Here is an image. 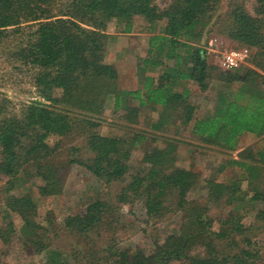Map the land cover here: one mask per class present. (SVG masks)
<instances>
[{
  "label": "trees",
  "instance_id": "trees-1",
  "mask_svg": "<svg viewBox=\"0 0 264 264\" xmlns=\"http://www.w3.org/2000/svg\"><path fill=\"white\" fill-rule=\"evenodd\" d=\"M221 2L174 0L161 8L156 0H0V39L8 29H33L30 38L20 46L18 59L38 69L35 85L49 102L32 100L20 113H10L9 100L0 101V176L8 177L3 192L5 204L9 213L22 216V229L31 236L38 252L48 249L39 238L42 226L36 221L38 205L29 192L21 196L9 192L15 189L18 175L27 167H34L44 181L37 187L39 194L48 196L61 191V167L56 156L62 142L58 138L51 144V136H82L92 157L88 161H73L106 183L124 180L134 146L146 137L135 134L126 139L100 132L101 119L95 115L103 114L110 97L114 110L126 111L121 118L137 122L140 108L150 104L160 112L154 128L176 130L189 126L195 119L190 83L196 82L201 90H206L214 78L222 86L218 102L211 113L194 120V135L228 148H236L239 136L245 132L264 135V0H257L256 15L243 4L233 5L219 24L223 35L257 49L253 67L246 72L213 66L207 50L198 45L203 28ZM138 17L148 23L147 32L152 34L149 56L138 63L142 87L122 90L117 67L105 61L108 27L115 21L121 31L130 33L135 30ZM163 57L172 59L173 66L162 69ZM135 100L138 106L132 105ZM176 146L175 140L169 139L165 147L147 152V171L137 173L126 183L119 198L125 202L144 198L146 212L153 218L181 213L178 229L163 242L158 241L150 252L109 246L104 264H258L260 250L241 247L235 240L237 235H243L248 246L253 244L246 235L250 227L242 223L241 212L231 213L215 229L207 206L190 198L199 173L175 164ZM258 154L261 166L234 161L246 171L237 181L207 180V200L219 201L227 193L231 200L247 198L246 193L237 195L239 184L249 178L254 190L250 199L264 202V189L257 182L264 169L263 148ZM252 176L255 178L251 179ZM110 207L109 202L96 199L67 216L65 227L86 235L104 223ZM256 217L264 221V208ZM14 232L13 222L0 224L3 243L10 242ZM198 245L204 248L203 255L193 253ZM60 257L59 252L49 251V260L62 264Z\"/></svg>",
  "mask_w": 264,
  "mask_h": 264
},
{
  "label": "rangeland",
  "instance_id": "rangeland-1",
  "mask_svg": "<svg viewBox=\"0 0 264 264\" xmlns=\"http://www.w3.org/2000/svg\"><path fill=\"white\" fill-rule=\"evenodd\" d=\"M60 1L66 2L67 0ZM173 1L156 0L161 8L168 7ZM237 3L243 4L247 11L256 15L255 9L259 6L257 0H222L218 10L212 14L203 28V36L198 45L207 50L209 41L214 38V42L222 51L219 53L220 57L223 52L241 49L247 58L246 64L240 71L246 72L253 67V57L257 49L242 45L219 31L221 20ZM147 26L148 23L138 17L135 30L125 33L121 31L122 27L118 28L115 21L111 22L108 27L110 38L105 61L111 63L116 54L123 55L124 51H131L130 56L135 55L136 60L142 63L149 56V37L152 36L147 32ZM32 30L30 27L21 30L8 29L5 32L6 36L0 39V101L1 99L9 100L7 105L10 113H20L22 108L32 100H41L49 104L35 85V75L38 69L18 59V50L30 38ZM139 33L143 34L139 35ZM191 44L195 45L196 42H191ZM217 59L219 60L216 55L211 56L213 66L225 70L219 65ZM124 60L122 62L124 66L130 67L129 60L127 58ZM162 60L164 64L162 69L173 66L172 59L163 57ZM152 74L158 77L157 72ZM136 77L142 84L140 79L142 76L138 71ZM121 78L119 79L120 85L125 86L124 88L132 87L135 83L128 69ZM131 81H133L132 84ZM190 86L192 88L190 101L196 107L195 119L211 113L218 102V95L222 88L221 82L213 78L206 90H201L196 82L190 83ZM132 105L138 106V100L133 101ZM125 112L122 108L114 110L113 98L110 97L103 114L95 115L96 118L101 119L99 129L102 134L121 136L126 139L133 138L135 134L146 137L140 144L134 146L128 162L129 170L124 180L106 183L97 178L84 165L73 161L76 159L88 161L92 157L85 140L78 134L69 138L58 136L49 138L51 144H55L58 138H61L60 142H62L56 156V160L60 162L62 175V186L59 193L48 196L39 194L37 187L44 181L37 175L34 167H27L18 175L16 187L9 194L21 196L29 192L33 196L38 205L36 221L42 226L39 238L43 244L48 246L47 250L38 252L37 245L30 241L31 236L22 229L24 225L22 216L13 211L9 213L5 204V194H3L7 187L8 177L0 176V224L5 226L13 222L15 227L10 242L3 243L0 240V264H58L49 260V251L59 252L61 256L59 261H62V264H104L105 250L109 246L150 252L158 241L163 242L170 233L178 229L182 222L181 213H170L161 219L153 218L146 212L144 198L125 202L120 200L119 194L126 183L132 180L137 173L143 174L147 171L149 166L144 161L145 154L155 147H165L169 139L175 140L177 145L174 154L175 164L199 173V180L191 189L190 198L207 206V214L214 219L215 229L219 228L221 222L231 213L241 212L242 223L245 227H250L246 235L250 236L253 244L248 246L243 240V235H237L235 240L241 247L259 249L261 258L258 264H264V221L256 217L258 211L264 208V202L250 199V196L254 194L249 184L250 179L243 180L239 184L237 196H242L243 193L248 194V197L243 200H231L228 193L219 201L209 202L207 200L209 194L207 180L233 183L240 178L243 172H246L234 161L262 165L258 150L261 148L264 150V135L257 136L245 132L239 136L236 148H228L221 144L204 142L195 136L192 132L195 119L187 127L180 126L176 130L167 131L154 128L153 124L159 120L160 112L150 104L140 108L137 122H129L121 118ZM260 173L257 182H260V188L264 189V169ZM252 178L255 177L252 176ZM99 198L109 202L111 206L106 213L104 223L99 228L83 235L65 227L67 216L76 214L87 204ZM193 253L203 255L204 248L198 245Z\"/></svg>",
  "mask_w": 264,
  "mask_h": 264
},
{
  "label": "built area",
  "instance_id": "built-area-1",
  "mask_svg": "<svg viewBox=\"0 0 264 264\" xmlns=\"http://www.w3.org/2000/svg\"><path fill=\"white\" fill-rule=\"evenodd\" d=\"M222 52L221 49L214 42V38L209 41V47L207 49V54L210 56L216 55L219 65L225 70L235 71L242 69L246 64L247 55L241 49H235L231 51L223 52L221 57L219 53Z\"/></svg>",
  "mask_w": 264,
  "mask_h": 264
},
{
  "label": "crops",
  "instance_id": "crops-1",
  "mask_svg": "<svg viewBox=\"0 0 264 264\" xmlns=\"http://www.w3.org/2000/svg\"><path fill=\"white\" fill-rule=\"evenodd\" d=\"M137 33V32H136ZM133 34V33H132ZM135 34V33H134ZM140 34H143V33H139ZM151 37V36H150ZM150 37H149V40H150ZM131 55V51L129 52H125L123 53V55L121 54H116L115 55V58L112 60V64H114L117 69H118V72H119V79H122L121 77L124 75V72L127 71L128 69V72L130 73V77L132 78V80L135 82L132 84L133 81H131L130 83L132 84V87H127V88H124L123 85H120V80H119V86L120 88L123 90V89H128V90H134V89H137L139 87H142V84H140V81L137 80V77H136V73L138 71V63H140V61H137L136 60V56L133 55V56H130ZM122 56V57H121ZM127 58L129 60V64L131 65L130 67L126 68V66H124V63H122L123 61H125L124 59ZM124 58V59H123ZM138 59V58H137Z\"/></svg>",
  "mask_w": 264,
  "mask_h": 264
}]
</instances>
